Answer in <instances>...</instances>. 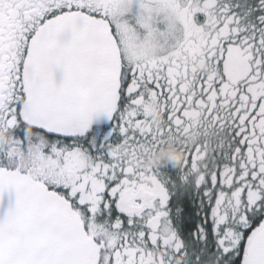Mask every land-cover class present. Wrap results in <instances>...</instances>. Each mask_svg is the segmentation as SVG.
Instances as JSON below:
<instances>
[{
  "label": "snow or ice",
  "instance_id": "1",
  "mask_svg": "<svg viewBox=\"0 0 264 264\" xmlns=\"http://www.w3.org/2000/svg\"><path fill=\"white\" fill-rule=\"evenodd\" d=\"M0 133V264H264V0H0Z\"/></svg>",
  "mask_w": 264,
  "mask_h": 264
},
{
  "label": "flooded vegetation",
  "instance_id": "2",
  "mask_svg": "<svg viewBox=\"0 0 264 264\" xmlns=\"http://www.w3.org/2000/svg\"><path fill=\"white\" fill-rule=\"evenodd\" d=\"M154 113L156 114V118L162 119V113L159 112L157 109H153ZM3 133H0L2 136ZM181 154L179 150L175 146H168L164 148L158 155H155L151 158L150 163L155 164H168V163H179Z\"/></svg>",
  "mask_w": 264,
  "mask_h": 264
}]
</instances>
